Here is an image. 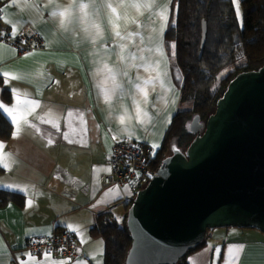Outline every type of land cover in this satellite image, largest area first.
Masks as SVG:
<instances>
[{"label":"crops","instance_id":"0c3cea01","mask_svg":"<svg viewBox=\"0 0 264 264\" xmlns=\"http://www.w3.org/2000/svg\"><path fill=\"white\" fill-rule=\"evenodd\" d=\"M1 2L4 9L0 15L1 33H11L10 22L15 23L18 32L31 29L40 33L46 47L27 50L34 53L31 56H25L24 51L10 42L4 41L8 46L0 47V89H3L0 91V103L11 108L17 102L16 97L21 105L29 99L41 102V107L28 116L30 123H34L39 131L26 126L15 138L12 134L9 138L0 137V142H3L0 154L4 155L0 161V188L25 195L22 206L13 201L0 206V264H21V261H27V264H76L77 260L84 261V264H105L104 239L91 232L96 215L122 200L121 205L125 206L128 199L133 197L126 186L107 187L101 182V176L110 168L113 144L119 139L129 138L127 134L118 133V128L122 127L116 119L118 113L104 101L100 86L104 75L96 74L93 44L79 28L76 32L60 30L57 18L50 14L56 9L45 7L47 0H27V4L33 6L31 11L25 0H17L16 5L11 7H6L10 0ZM58 2L64 4L66 0ZM100 17L103 37L95 47L99 49L104 43L109 45V51L102 52V55L108 58L111 65L118 61V49L106 23L107 11L101 9ZM129 29L135 30V26L130 25ZM12 48L18 50L12 51ZM164 53L169 60L167 68L173 90L164 92L157 85V91L152 92L149 86L147 109L151 120H145L142 125L132 121L131 140L145 141L151 147L157 145L153 147L155 150L163 143L166 131L180 107L181 97L180 87L172 75L165 41ZM3 71L24 78L4 77ZM41 72L43 76L39 75ZM137 72L145 78L148 75L143 69L131 68L133 79ZM5 79L8 80L7 85ZM120 79L127 90L128 79ZM13 88L18 92L13 93ZM132 92L135 90L132 89ZM158 96H164L167 103ZM121 102L132 110L131 94L125 95ZM49 109L53 110V114L46 118L59 125V132L51 123H43L39 119ZM0 112L11 121L13 133L16 126L12 118L3 109ZM63 133H69L68 137L65 138ZM113 136H117V139H113ZM49 139L53 142L48 143ZM110 188L114 191L108 192ZM28 200L32 201L31 205L27 204ZM117 206L112 208L113 212ZM68 225L76 229V232H71L76 237L77 256L69 259L52 251L48 258L44 253L39 256L32 254L36 257L35 261L28 259L25 255L29 253L26 245L31 238L47 237L57 226L69 230ZM252 230L237 229L232 232L227 228L224 236L219 238L223 241L218 240L221 245L208 244L206 248L203 247L204 250L193 252L186 261L189 264H264V233ZM229 246H234L231 254L228 253ZM216 248L220 249L219 256L216 255Z\"/></svg>","mask_w":264,"mask_h":264},{"label":"water","instance_id":"95a60500","mask_svg":"<svg viewBox=\"0 0 264 264\" xmlns=\"http://www.w3.org/2000/svg\"><path fill=\"white\" fill-rule=\"evenodd\" d=\"M202 28L200 57L206 21ZM189 129L190 144L172 145L157 174L125 205L132 238L125 264H177L209 229L264 233V65L238 73L215 111L206 121L194 115Z\"/></svg>","mask_w":264,"mask_h":264},{"label":"trees","instance_id":"16d2710c","mask_svg":"<svg viewBox=\"0 0 264 264\" xmlns=\"http://www.w3.org/2000/svg\"><path fill=\"white\" fill-rule=\"evenodd\" d=\"M238 1L243 9L242 19L237 16L233 0H173L171 8L175 5V11L170 15L164 41L181 97L180 107L157 150V164L171 154L172 145L185 149L190 144L195 137L189 129L191 119L196 114L203 121L207 119L215 111L217 100L229 82L238 73L264 65V0ZM173 17L176 20L174 25L171 24ZM204 21L207 23V36L200 57ZM173 42L176 44L175 57H172L170 48ZM224 69L226 75L219 78ZM177 75L182 80H177ZM185 103L189 106L186 107ZM8 119L0 112V137L9 138L12 134L13 126ZM132 200L128 199L127 206ZM9 201L22 206L25 195L0 188V206ZM122 202L116 204L121 205ZM126 213L127 209L119 220L112 208L108 207L96 215L91 232L104 239L105 264H125L132 243ZM55 230L69 231L60 226ZM206 243L204 241L188 253L201 250ZM185 257L177 264H189Z\"/></svg>","mask_w":264,"mask_h":264},{"label":"snow or ice","instance_id":"6c2138e0","mask_svg":"<svg viewBox=\"0 0 264 264\" xmlns=\"http://www.w3.org/2000/svg\"><path fill=\"white\" fill-rule=\"evenodd\" d=\"M17 0H10V4L6 7L16 5ZM29 11L32 9V5L27 4ZM234 5H237V16L240 15V10L237 4V0H233ZM173 0H66L64 4H60L58 0H47L45 7L51 6L56 10L51 11V16L57 18L58 27L65 32H76L79 28L86 34V38L93 44V55L96 57L95 63L97 64L96 74L103 73L104 81L100 85L103 88V97L106 104L110 108L117 112L116 119L118 120L119 127L118 133L123 135L127 134L131 139L132 128L134 125L132 121L135 120L139 124H144L145 120H151L150 113L147 109L149 104V86L152 92L157 91V85L163 89L164 92L172 91L173 87L169 81V73L167 65L169 63L168 57L164 53V40L163 35L169 26V17L175 11V5ZM38 7V5L36 6ZM101 9L107 11L106 23L111 29V35L116 42L118 52V61L113 62L111 65L108 63V58L103 53L109 51V45L107 43L101 44L100 48L95 47L96 42L103 37V22L101 21L100 12ZM4 11L0 8V13ZM176 23L175 18L171 20V24ZM134 25L135 30H130L129 26ZM11 33H0V47H7L4 42V36L8 35L13 41L18 36H22V32H18L17 24L11 23ZM79 33H77L78 35ZM31 35V33H28ZM21 46L28 45L34 47L26 39L19 41ZM172 49L171 55L175 57L176 44L173 42L170 44ZM134 49V50H133ZM17 48H12V51H17ZM19 50L24 51L25 56H31L34 53L25 50L21 47ZM148 53L149 55H145ZM143 69L148 73L147 77H142L137 72L135 79L130 75V69ZM4 77L11 76V73L3 71ZM43 76V73H39ZM120 77H126L129 81V87L126 90L124 81ZM12 79H23L22 76H11ZM177 80H182L180 75L176 76ZM5 85L8 84V80L5 79ZM132 89L135 92H132ZM3 91V89H0ZM13 93L18 92L17 89H11ZM131 94L133 97V108L130 111L126 104H123L125 95ZM159 99L167 100L164 96H158ZM16 103L11 108L0 103V109H3L12 118L13 124L16 126L13 131V137H17L24 127L30 126L36 131L39 128L34 123H30L28 120L29 115H33L35 109L41 107V102L36 99H29L23 102L19 101L16 97ZM116 105H119L117 108ZM154 106V105H153ZM27 113V115L25 114ZM53 114V110L49 109L48 113L44 117H39L43 123H51L52 127L59 132V125L53 123L52 120L46 117ZM72 115L71 112L68 113ZM67 138L69 133H63ZM113 139H117V136H113ZM53 141L49 139L48 143ZM157 147V145H153ZM0 148H3V142H0ZM11 156V154H7ZM4 158L3 154H0V161ZM7 167V165H5ZM108 171H111L109 168ZM19 191H26V189H19ZM114 189H109L108 192H112ZM107 195V193H106ZM99 203V202H98ZM28 205L32 204L31 200L27 201ZM96 207V205H93ZM70 231L76 232V229L72 225H68ZM83 243V240H81ZM234 246H229L228 253L233 252ZM79 251V249H77ZM50 251L45 252V257H50ZM29 260L35 261L36 257L31 253L25 254ZM216 255H220V249L216 248ZM71 259V258H69ZM21 264H27V261H21ZM40 264V262H37ZM54 264H62V262H54ZM76 264H84V261L77 260Z\"/></svg>","mask_w":264,"mask_h":264},{"label":"built area","instance_id":"2783aa9c","mask_svg":"<svg viewBox=\"0 0 264 264\" xmlns=\"http://www.w3.org/2000/svg\"><path fill=\"white\" fill-rule=\"evenodd\" d=\"M0 8L2 2L0 0ZM1 15V13H0ZM1 33V32H0ZM23 35L17 37L15 41L10 36L5 35L4 41L13 43L18 49L23 47L25 50L36 48H45L46 42L43 36L31 29L22 32ZM31 33V35H28ZM26 39L34 47L28 45L21 46L19 41ZM157 151L141 140L119 139L112 147L109 165L111 171L102 175V182L107 187H128L134 197L135 194L143 188L163 166V160L157 164ZM26 249L31 254L39 256L45 252L57 251L65 258L77 256L76 237L69 231H56L47 237L31 238Z\"/></svg>","mask_w":264,"mask_h":264},{"label":"rangeland","instance_id":"374dc122","mask_svg":"<svg viewBox=\"0 0 264 264\" xmlns=\"http://www.w3.org/2000/svg\"><path fill=\"white\" fill-rule=\"evenodd\" d=\"M237 4H238V7H239V10H240V15H239V18L240 19H242V17H243V9H242V6H241V3L237 0ZM236 7H237V5H236ZM226 73H227V71H226V69H224L222 72H220V74H219V78H222V77H224L225 75H226ZM184 106V105H183ZM185 106L186 107H188L189 105H188V103H185ZM191 121H192V119H191ZM190 121V122H191ZM204 121H206V119L204 120ZM173 139V138H172ZM171 140V138L169 139V141ZM171 142H172V140H171ZM112 150V149H111ZM158 150V149H157ZM156 150V151H157ZM110 166V165H109ZM109 172V171H108ZM104 175V174H103ZM101 182H102V176H101ZM102 184H103V182H102ZM104 185V184H103ZM105 186V185H104ZM124 212H125V206L122 204V205H119V206H117L116 208H115V211H114V215L119 219V220H121L122 219V217H123V215H124ZM230 228V230H232V232H234L235 230H237V229H243V228H238V227H229ZM227 228H214V229H209L208 230V233H207V236H206V239H205V243H206V241H207V243L205 244V248L208 246V244H210V245H216V243H218V246L219 245H221V243L219 242V241H223V240H221V239H219L220 237H223L224 236V234H225V230H226ZM244 229H247V228H244ZM247 230H250V231H253L252 229H247ZM255 236H261V235H259V234H255ZM219 240V241H218ZM210 248V247H209ZM201 250H204V248L203 249H201ZM200 250V251H201ZM30 253V252H29ZM193 255L194 253H188L187 255H186V257H185V259H187V258H189V256L190 255ZM205 259V258H204ZM208 261V260H207Z\"/></svg>","mask_w":264,"mask_h":264}]
</instances>
